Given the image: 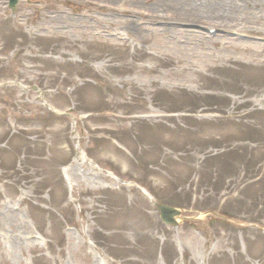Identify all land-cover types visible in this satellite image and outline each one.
Segmentation results:
<instances>
[{"label":"rangeland","instance_id":"1","mask_svg":"<svg viewBox=\"0 0 264 264\" xmlns=\"http://www.w3.org/2000/svg\"><path fill=\"white\" fill-rule=\"evenodd\" d=\"M0 264H264V0H0Z\"/></svg>","mask_w":264,"mask_h":264},{"label":"water","instance_id":"2","mask_svg":"<svg viewBox=\"0 0 264 264\" xmlns=\"http://www.w3.org/2000/svg\"><path fill=\"white\" fill-rule=\"evenodd\" d=\"M7 1H8V6L12 10H15L16 4L19 0H7ZM157 207L159 210L160 218L164 223L170 225L176 224L175 217H177L180 213L178 209L164 204H158Z\"/></svg>","mask_w":264,"mask_h":264},{"label":"bare ground","instance_id":"3","mask_svg":"<svg viewBox=\"0 0 264 264\" xmlns=\"http://www.w3.org/2000/svg\"><path fill=\"white\" fill-rule=\"evenodd\" d=\"M126 216H130V215L126 214Z\"/></svg>","mask_w":264,"mask_h":264}]
</instances>
